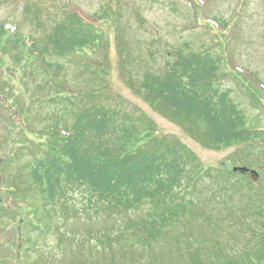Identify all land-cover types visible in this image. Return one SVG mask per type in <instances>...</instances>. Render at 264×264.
Listing matches in <instances>:
<instances>
[{
	"label": "rangeland",
	"instance_id": "rangeland-1",
	"mask_svg": "<svg viewBox=\"0 0 264 264\" xmlns=\"http://www.w3.org/2000/svg\"><path fill=\"white\" fill-rule=\"evenodd\" d=\"M72 12L92 26L95 40L48 57L55 69L26 48L14 50L8 36L0 41V264H264V212L256 216L253 206L247 217L244 209L248 198L264 201V0H0V23L26 35H42ZM188 45L220 58L217 82L262 134L249 143L206 146L145 99V72L163 71ZM93 105L135 124L140 145L181 143L189 164L183 192L190 196L196 184L192 196L222 197L225 185L228 207L149 250L123 240L132 238L126 223L136 213L107 212L83 193L43 204L30 177L35 159L60 149L64 131L54 129L56 122L71 125L76 111ZM220 168L233 172L231 181L208 175ZM20 200L31 206L16 205Z\"/></svg>",
	"mask_w": 264,
	"mask_h": 264
},
{
	"label": "trees",
	"instance_id": "trees-1",
	"mask_svg": "<svg viewBox=\"0 0 264 264\" xmlns=\"http://www.w3.org/2000/svg\"><path fill=\"white\" fill-rule=\"evenodd\" d=\"M221 22L225 25L226 21ZM5 36L9 37L14 50L26 48L48 63L50 69L56 67L47 61L48 57L88 47L95 40L92 26L77 12L68 13L66 18L55 22L51 30L37 36L26 35L18 25L11 29L7 22L0 23V41ZM61 67L58 64L57 70ZM220 70V58L211 51H197L189 45L179 47L175 56L166 60L163 71L145 72L140 91L147 101L190 128L195 138L206 146L249 143L262 134V130L249 125L246 113L232 97L231 90L219 85ZM74 117L71 125L55 123L54 129L64 131L58 152L36 158L31 167L33 191L39 192L43 204L54 206L61 199H74L75 195L83 193L89 202L102 205L107 212L136 213L138 215L130 216L126 223L132 238H127L124 232L126 239L123 240L139 243L149 250L173 235L178 238L179 229L190 234L189 228L196 223L209 222L211 210L228 207L225 185L218 190L222 197L217 196V191L216 195L213 192L204 197L202 194L192 196L195 189L199 190L196 184L189 191L190 196L183 192L189 164L186 150L178 141L140 145L136 125L115 109L103 105L84 107L76 111ZM222 168L220 175H208L229 177L231 181L233 172H222ZM247 181L253 189L259 187L250 177ZM249 192L252 193L251 188ZM17 204L31 206L24 200ZM252 204L248 198L244 206L247 217L253 206L256 216L264 212V201ZM252 230L254 238L261 237L259 230ZM219 261L220 264L240 263Z\"/></svg>",
	"mask_w": 264,
	"mask_h": 264
}]
</instances>
